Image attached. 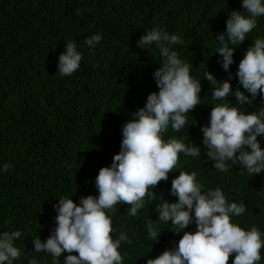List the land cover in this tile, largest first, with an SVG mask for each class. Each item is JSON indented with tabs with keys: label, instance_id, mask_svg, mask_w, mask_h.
<instances>
[{
	"label": "trees",
	"instance_id": "1",
	"mask_svg": "<svg viewBox=\"0 0 264 264\" xmlns=\"http://www.w3.org/2000/svg\"><path fill=\"white\" fill-rule=\"evenodd\" d=\"M233 9L242 0H0V232L20 230L16 240L21 255L13 264H53L47 252H35L33 240H46L56 226L53 207L59 197L98 195L95 178L99 169L110 166L120 150L122 125L147 96L158 91L153 73L162 64L155 45L141 48L137 40L155 26L176 33L183 43L174 46L180 57L192 63L191 75L200 79L207 68L219 80L229 78L215 53L216 34L226 31ZM80 10V14H77ZM102 34L91 49L87 36ZM264 37V16L235 48L230 66L233 90L238 86L236 70L246 49ZM78 42L81 66L70 76L58 72L59 55L68 41ZM215 53V54H214ZM201 103L187 113V124L176 132L169 128L164 138L175 136L201 148L197 157L179 154L178 168L149 188L155 198L145 196V206L135 216L131 205L119 203L111 216L117 238L127 233L131 243L122 242V264H146L173 247L182 233L158 219L157 204L175 201L171 183L179 171H196L197 180L208 188L220 187L229 202L243 201L246 211L233 221L245 229L257 226L264 233V171L251 175L240 165L228 173L213 167L206 156L201 128L209 122L213 107L212 85L201 79ZM235 103V97H229ZM258 96L245 110H259ZM264 147V136L258 137ZM11 165L7 172L2 166ZM162 230L152 241L148 226ZM195 223L186 230L195 231ZM264 238V237H262ZM67 252L61 254L63 259ZM77 254L78 253H73ZM235 254H230L232 264ZM264 264V248L261 249Z\"/></svg>",
	"mask_w": 264,
	"mask_h": 264
},
{
	"label": "clouds",
	"instance_id": "2",
	"mask_svg": "<svg viewBox=\"0 0 264 264\" xmlns=\"http://www.w3.org/2000/svg\"><path fill=\"white\" fill-rule=\"evenodd\" d=\"M242 8L233 9L226 21V31L216 34L219 41L215 53L229 78L219 80L207 68L203 79L212 85L213 105L209 122L201 128L206 156L213 167L228 173L231 166L240 165L251 175L264 171V147L258 139L264 136V105L259 110L248 111L242 105H252L264 97V37L256 38L240 60L236 75L238 86L233 90L230 66L234 63L235 48L257 26V18L264 16V0H242ZM80 14V10H77ZM102 34L87 36L83 43L94 49ZM137 45L148 48L155 45L162 64L153 73L158 91H152L144 106L139 107L122 125L120 150L114 154L110 166L99 169L95 178L98 195L82 196L79 202L71 196L59 197L56 226L44 241L40 235L33 240L35 252H47L53 264H61V254H68L63 264H122L119 251L122 242L131 243L127 233L117 238L111 216L106 214L119 203L131 205L129 215L135 216L145 206V196L154 199L149 188L156 189L169 173L178 168L179 154L197 157L201 148L193 141L186 144L175 136L164 138L169 128L179 132L187 124V113L201 103V79L191 73L192 63L180 57L174 46L183 43L176 33L155 26L138 40ZM214 53V54H215ZM83 54L78 42L70 40L59 55L58 72L70 76L81 66ZM235 97V103L229 101ZM11 167L5 163L2 170ZM171 194L175 201L164 199L157 204L158 219L174 225L171 229L182 233L173 247L165 249L146 264H228L230 254H235L232 264H258L262 259L264 233L253 225L245 229L233 221L246 211L243 201L229 202L220 187L204 186L197 180L196 171H179L172 179ZM195 223V231L186 230ZM162 230L149 222L148 233L152 241ZM20 230L0 232V264H13L21 255L16 240ZM73 253H78L73 254ZM29 264H38L35 258Z\"/></svg>",
	"mask_w": 264,
	"mask_h": 264
}]
</instances>
